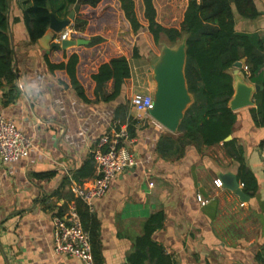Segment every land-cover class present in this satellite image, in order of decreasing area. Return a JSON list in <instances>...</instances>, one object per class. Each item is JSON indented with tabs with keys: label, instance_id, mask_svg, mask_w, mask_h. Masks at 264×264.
I'll use <instances>...</instances> for the list:
<instances>
[{
	"label": "crops",
	"instance_id": "0c3cea01",
	"mask_svg": "<svg viewBox=\"0 0 264 264\" xmlns=\"http://www.w3.org/2000/svg\"><path fill=\"white\" fill-rule=\"evenodd\" d=\"M68 1L51 0V12L66 18L76 6ZM62 3H66L65 8ZM256 3L262 15L255 19L235 11L237 29L264 35V0ZM31 4L32 0H9L7 12L17 78L12 84L2 79L0 111L16 121L34 146L30 155L17 163L6 164L0 158V264H85L75 256L56 253L55 218L64 216L77 202V186L89 185L98 177L96 161L95 176H82L80 171L94 154L99 139L128 129L133 119L138 121L136 135L128 148L140 162L119 173L108 193L96 200L95 210H90L100 222L96 264H129L146 222L158 212L164 214V220L152 239L174 264H264V126L253 118L255 97L253 105L234 110L238 120L232 139L243 147V163L229 156L222 143L202 149L190 145L182 157L165 158L157 151L158 141L177 132L131 104L135 93L152 94L146 86L154 79L153 64L144 63L156 60L160 52L154 51L153 43L157 44L149 31L136 34L127 26L138 42L139 56L127 51L115 54L127 56L131 78L122 94L110 102L94 99L92 74L115 56L109 54L121 49V43L104 34L105 41L95 46L66 49L69 55L76 52L80 56L78 77L92 99L87 101L71 86L65 70L52 71L49 67L47 59L54 63L68 60L65 49L47 50L39 41L31 40L26 18ZM83 37L91 39L85 31ZM112 40L114 50L108 48ZM144 46L151 54H145ZM95 49L97 59L103 60L87 56ZM243 62L245 65V59ZM240 72L248 83H254ZM112 88L110 81L107 91L112 92ZM123 104L128 106L124 121L116 118ZM242 165L257 181L252 193L245 190ZM225 172L237 175L247 201L224 186L220 175ZM199 195L207 203H202Z\"/></svg>",
	"mask_w": 264,
	"mask_h": 264
},
{
	"label": "trees",
	"instance_id": "16d2710c",
	"mask_svg": "<svg viewBox=\"0 0 264 264\" xmlns=\"http://www.w3.org/2000/svg\"><path fill=\"white\" fill-rule=\"evenodd\" d=\"M141 1L143 18L138 12L137 0H118L134 33L148 30L157 45L163 40L177 42L186 37L185 73L189 90L193 95V102L185 112L177 133L159 139L158 153L165 158H179L190 145L202 149L205 146L222 143L229 156L243 163V147L236 139L227 140L228 136L233 134L238 120V114L230 107V100L235 93L233 69L237 61L245 59V65L241 69L243 73L252 82L264 85V35L259 32L239 31L235 11L244 18L259 17L262 12L256 0H187L180 22L173 26H167L159 21V10L155 0ZM68 2L70 5L80 4L81 8H84L95 7L101 0ZM50 4L51 0H32V4L26 10L33 42L39 41L49 31ZM62 5V8H65L66 3ZM8 8L9 0H0V85L2 79L12 84L17 78L13 69L14 49L9 32ZM73 24L78 31L74 37L84 38L83 32L86 30L88 20L81 13H77ZM103 41L105 38L102 35H95L91 37L89 46H95ZM59 47L56 46L55 49ZM66 49L65 58L68 60L54 63L47 59L49 67L52 71L65 70L71 86L82 98L92 101L78 77L80 56L76 52L69 55ZM134 56H139L138 48H135ZM130 78L131 67L127 56L124 54L113 56L110 61L101 63L98 70L92 74L95 82L94 99L105 102L117 99ZM110 81L113 82V88L109 93L107 85ZM254 97L257 107L252 108L253 118L257 125L264 126V88L256 92ZM127 110L128 106L125 104L118 107L116 118L124 121ZM137 122L133 119L129 123L128 131L132 137L136 135ZM261 147L264 150V140ZM94 162L93 154L80 174L87 177L95 176ZM241 169V173H245L243 177L245 190L249 193L255 191L257 181L253 172L245 165H242ZM76 204L83 225L91 235L96 261L100 255L99 219L82 199H77ZM163 220L164 214L158 212L146 222L144 234L138 238L136 251L130 255L129 264H174L172 257L152 239V234L162 226Z\"/></svg>",
	"mask_w": 264,
	"mask_h": 264
},
{
	"label": "built area",
	"instance_id": "2783aa9c",
	"mask_svg": "<svg viewBox=\"0 0 264 264\" xmlns=\"http://www.w3.org/2000/svg\"><path fill=\"white\" fill-rule=\"evenodd\" d=\"M78 31L70 24L56 33L55 40L62 42L74 37ZM131 104L140 111L149 114L154 108L155 96L147 93H135ZM150 115V114H149ZM134 141L127 128H122L114 135H103L94 150L98 177L89 185H79L75 188L77 196L82 199L91 211L95 210L97 199L104 197L119 173L135 167L139 160L131 153L128 144ZM34 143L17 125L14 119L0 111V158L6 164H14L30 155ZM264 164V150L261 153ZM202 203H207L199 195ZM55 251L75 256L85 264H96L90 233L85 229L76 203H73L64 216L55 218Z\"/></svg>",
	"mask_w": 264,
	"mask_h": 264
},
{
	"label": "water",
	"instance_id": "95a60500",
	"mask_svg": "<svg viewBox=\"0 0 264 264\" xmlns=\"http://www.w3.org/2000/svg\"><path fill=\"white\" fill-rule=\"evenodd\" d=\"M80 8L81 5L76 4L64 19H60L55 13L51 12L50 29L47 34L39 39L45 49L50 50L56 46L66 49L90 43V40L86 38L65 39L61 43L54 41L56 33L72 24ZM159 45H161V51L152 66L157 85L154 95L155 105L149 111V114L170 131L177 132L185 112L193 102V95L189 90L185 73L187 62L186 37L177 42L168 41V43L163 44L161 41ZM243 65V60L235 63V93L230 100V107L233 110L253 105L255 93L264 88L263 84L248 83L245 80L240 72ZM231 139L232 135L228 136L227 140ZM220 178L225 187L235 191L242 200H248L249 197L240 187V181L234 172L222 173Z\"/></svg>",
	"mask_w": 264,
	"mask_h": 264
},
{
	"label": "rangeland",
	"instance_id": "374dc122",
	"mask_svg": "<svg viewBox=\"0 0 264 264\" xmlns=\"http://www.w3.org/2000/svg\"><path fill=\"white\" fill-rule=\"evenodd\" d=\"M186 2L187 0H156L160 20L163 22V24H177L183 14V8ZM137 8L139 14L141 15V18H143L141 0H137ZM82 11L83 9L81 8L78 13H81L82 16L88 20V24L85 30L86 34H88L90 37L105 34V36L112 37L113 39L121 43V49L117 51L113 49L114 40H112V45H109L108 48H111L114 51L109 54L110 56H113L119 52L125 53V51H127L129 54H133L136 47L140 50L138 42L135 41V37L132 36L131 31L127 29V26L129 27L130 25L120 8L118 0H101V2L97 4V6L84 7V11ZM145 32H147L146 29L142 30L138 34H143ZM162 43H168V41L163 40ZM141 48L145 52V54H151L148 47L144 46ZM153 48L156 54L161 51V45H155L153 43ZM97 52L98 51L96 49L89 51L87 56H90L91 58L98 61L103 60V58L97 59V56L99 54V52ZM147 62L144 63L146 66H152L151 64L154 63L153 60H148ZM95 64L96 63H94V65ZM156 88V81H154L152 77L151 85L146 86V91L155 94Z\"/></svg>",
	"mask_w": 264,
	"mask_h": 264
}]
</instances>
